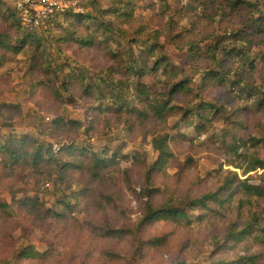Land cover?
<instances>
[{"label":"rangeland","instance_id":"1","mask_svg":"<svg viewBox=\"0 0 264 264\" xmlns=\"http://www.w3.org/2000/svg\"><path fill=\"white\" fill-rule=\"evenodd\" d=\"M79 1L89 14L110 24L105 33L94 22L88 27L98 37L92 49L91 44L87 47L78 41L53 39L60 31L56 26L47 25V32L38 33L44 36L51 66L68 76L67 92L61 75L54 78V87L59 86V95H54L41 85L43 68L27 70V49L16 56L8 54L0 69V104H19L22 109L19 116L0 117L1 144L5 135L13 134L58 146L73 139L77 150L91 149H86L89 154L67 156L65 160L79 163V167L69 169L62 183L64 175L46 169L34 172L29 165L0 166V200L8 204L0 208V264H220L249 255H257L258 264H264V231H252L250 239L245 232L237 238L228 237L229 230L248 227L253 213L264 226V198L248 196L234 187L203 219H199L201 210L195 209L189 211L188 224L183 219H164L140 225L148 200L154 206L176 204L182 198L215 190L232 173L264 186V0H244L237 9H232L228 0H206V10L200 4L204 0ZM16 2L0 0V10L8 17L0 20V28L7 33L18 31ZM217 8L221 14H216ZM250 17L261 18V31L253 30ZM168 20H174L176 31L183 35L189 33L191 21L197 23L203 31L198 47L201 51L209 48V57H195L191 64L186 61L169 33L171 25L167 29ZM104 34L112 37L111 51L117 55L128 56L127 46L136 55L144 45L155 42L166 50L179 71L163 72L161 65L151 74L150 93L168 90L170 85L164 80L172 75V82L189 81L191 91L174 94L169 104L175 109L162 118L144 99L127 100L124 107L130 109L128 113L113 111L111 101L102 98L87 100L81 96V81L72 76L80 78L81 67H86L84 86L92 76H106L109 69L117 68L114 59L102 52L106 48ZM215 46L227 47L230 53H218ZM159 52L148 65L153 66ZM243 66L244 72L238 73ZM207 72H219L224 82L220 84L214 76H208L207 82L203 78ZM92 95L99 96V90L94 88ZM122 96L128 93L122 90ZM158 96L167 99V95H153ZM202 102L212 106H202L198 116L196 110ZM185 110L191 111L184 115ZM58 115L77 120L80 127L69 133L38 131L42 122L50 123ZM164 133L169 136L167 146L173 155L149 174L157 156L152 137ZM252 138L261 141L256 145ZM113 152L115 157L109 160ZM256 155L263 165L244 174ZM94 157L106 161L93 175ZM147 189L154 192L146 194ZM25 196L34 199L23 204ZM61 199L68 200L69 206H63ZM46 209L51 210L48 215H44ZM111 229L117 234L108 235ZM152 238H156L155 245L143 243ZM22 250L33 253L25 258Z\"/></svg>","mask_w":264,"mask_h":264},{"label":"trees","instance_id":"2","mask_svg":"<svg viewBox=\"0 0 264 264\" xmlns=\"http://www.w3.org/2000/svg\"><path fill=\"white\" fill-rule=\"evenodd\" d=\"M18 1L16 2V15L18 18V12H19V5ZM210 0H208L209 2ZM80 2V1H79ZM241 3L245 4L244 0H228V4L231 6L232 9H237L241 7ZM81 4V2H80ZM202 4V8L206 10L208 8V3L206 0L200 2ZM220 8L222 7L221 4ZM113 9V8H112ZM114 11V9H113ZM116 11V8H115ZM221 14L222 11L217 8L216 14ZM13 15V14H12ZM261 17V16H260ZM60 18V19H59ZM101 17L89 14L88 11L86 13H77L74 12L71 9L66 10L65 12L58 14L54 16L52 19L47 21V25H52L60 28L59 34H56L53 39H57L59 42L62 40V43H74L78 41L81 42L84 46H89L91 44L92 49L95 46L96 39L98 37L95 36V34L92 33V30L88 29V27L91 25L92 22H94L97 26V29H101V33H105L108 30L110 31L109 22L106 20L100 19ZM8 20V17L6 15L5 10H0V20ZM74 19V20H71ZM99 19V20H97ZM248 20L251 21V25L253 26V30L259 32L261 31V18H253L250 17ZM168 24L171 25V29H169ZM178 24H175L174 20H168L167 22V29L170 30L169 33H173L172 40L175 41V46L178 48H181L180 52L183 53L184 58L186 61H188L190 64L193 63V58L197 57L199 59H202L204 57H209L210 49L205 51H201L198 47V37L201 35L203 31H201L199 25L196 23L194 24L192 21L190 22V28L187 29L193 37L189 35H183L181 32L176 31V27ZM16 27L18 31H13L12 33H7L5 31H2L0 28V69L4 67L5 58H7L8 54H12L13 56L18 55L19 53L25 52L27 49V56L29 57L28 62V69L31 70V68L37 67V68H43L44 78H43V84L41 82V85H43L44 88H48L51 90V93L54 95H59V86L54 87V78L59 75L62 76L63 84H64V90L67 92L70 81L68 79V76L62 74V70L58 69L56 66H51L50 59L48 55V49L46 45L44 44V36H39V31H43L44 33L49 30V28H35V29H27L24 27L18 18V23L16 24ZM174 30V32H173ZM18 32V33H16ZM237 33V32H236ZM236 33L234 32L235 36ZM246 37L249 36L245 34ZM105 38V50H102L103 53H105L109 59H114L115 63H117L116 70L111 72V69H109L106 76L102 75H96L92 76L90 78V81L86 82V84L83 86L82 83H84L85 76L84 74L88 71L86 67H81V77L78 78L76 76H72L80 82L79 87L81 88V96L85 97L87 100H99L100 98L105 99L107 102L111 101V105L113 107V111H126L125 113H128V110H130L128 107H124L128 105L127 100H130L131 97L137 98L138 100L144 99L145 103L147 101L148 105L151 109H153L155 115L158 118H162L164 115L168 114L169 112L173 111L175 109V105H170V101L172 100V96L174 94H177V92H183L187 91L190 92L191 89L189 88V81L181 80L178 82H172V77L167 78L164 80V83L167 85H170V88L167 90L160 89L156 90L153 93H150L151 88V74L153 72H157L161 65H163V72H178L179 69L176 64H174L167 54L166 50L163 48H160L161 45L155 43L144 45L143 48L139 50V54L135 52L136 55H134L133 51H135L132 48H129L127 46L126 48L129 49L128 56L121 53V55H117L115 51H111V41L112 37H110L108 34H104ZM65 38V39H64ZM223 38V37H222ZM238 38H241L240 36ZM80 40V41H79ZM244 40V38L242 39ZM246 40V39H245ZM136 41V40H135ZM134 42V41H133ZM58 43V42H56ZM72 43V44H73ZM220 41H218L217 45H220ZM86 47V48H87ZM237 45L235 44L233 48L235 49ZM218 53H223L227 56V53H230L229 49L227 47L220 48L219 46L214 47ZM96 51H98V48H95ZM228 50V51H227ZM95 51V50H94ZM93 51V52H94ZM159 52V57L154 61L153 66L148 65L147 61L152 59L153 54L157 55L156 53ZM30 52V53H29ZM130 52V54H129ZM133 52V53H132ZM8 59V58H7ZM226 59V58H225ZM251 62V61H250ZM246 63V62H245ZM245 67H241L238 70V73L244 72ZM224 74L227 75L228 71L227 68L223 67ZM73 74V71H71ZM112 74V76H111ZM114 74L121 77L122 79H126L125 83H121V80H118L114 77ZM31 75H33V72H31ZM100 76V77H99ZM214 76L215 79L221 80L222 84L224 81L222 80V76L219 72H207L203 75L204 80H207V77ZM32 78V77H31ZM208 82V80H207ZM47 85V87H46ZM96 88L99 90V96L96 97L92 95L93 89ZM122 90H124V93H128V96H122ZM154 93H158V95L163 94L167 95V99L162 101L160 97H153ZM149 97L148 100L146 98ZM125 100L126 102H118V99ZM125 103V104H124ZM99 105V104H98ZM203 106V109H207L211 107V104H204L202 102L198 109L196 110L197 115L199 116V109ZM101 106H99V110ZM101 111V110H100ZM186 112L184 115H186L191 110H185ZM22 109L19 104H13V103H1L0 104V117L4 119H8L16 117L21 115ZM139 113H142L141 111ZM63 115H58L54 120H52L50 123H43L42 127L38 129L39 132L45 131L47 129H58L59 131H64L69 133L73 129H78L80 127V124L77 120L72 118L63 119L61 118ZM63 119V120H62ZM79 125V126H78ZM85 132V129H84ZM86 134H87V127H86ZM4 137H7V139L1 144L0 143V166L7 167V168H13L15 166L21 167L25 165H29L34 172L43 169H46L48 173L56 174L58 173L59 177L64 175V179L60 182H64L66 179V172L69 169H74L79 167V163H76L74 161L65 160L67 156L73 155L74 152H77L78 154H84V153H90L86 149L91 150L90 147L86 146L79 150H77L76 142L71 139L69 143H62L60 144L59 148L55 151L53 149V145H47L43 144L42 142H39L38 139L33 138L32 136L28 135H18L14 136L13 134H7ZM168 134H159L154 135L152 137V147L156 151V161L154 166L151 167L149 170V174L152 170H154L158 164H162L164 160L169 158L173 155L172 150L167 146V139ZM255 140V144L258 145V143L261 141L257 138H252ZM236 143H239L238 140L234 142V145L232 146V149L234 151L237 150L238 145ZM116 152V151H115ZM115 152L112 153L109 160L113 159L115 156ZM94 155V154H92ZM64 156V157H63ZM69 159V158H68ZM104 158L94 157V164L93 168L95 169L93 172L94 174L98 173V170L100 169L101 164L105 163ZM24 163V164H23ZM263 165V162L261 159L258 158L256 155V158L254 160L253 164H249L244 169V174L250 170H254L257 167H260ZM234 167L240 168L239 164H235ZM29 168V167H28ZM232 176L226 175L224 178V181L215 189L211 190L205 193H202L198 196L189 198H182L180 199L176 204H163L159 206H154L150 200L146 202V205L144 207V211L142 213L141 219H140V225H148L149 223L155 222L157 220H164V219H174V220H180L183 219L185 223L190 222V215L189 211L191 210H201V214L199 216V219H203L206 216L210 214L211 211H213L214 206L220 204V202L223 200L222 196L227 193L231 188H235L241 190L248 196H256V198H264V186L263 184H253L249 183L248 179H239L236 175V173H232ZM45 178L44 176H42ZM236 182V183H234ZM60 185V184H59ZM60 189V187H59ZM154 190L147 189L146 194L153 193ZM21 203L25 204V202L31 201L34 199V197L31 196H25ZM264 200V199H263ZM61 204L63 206H69L68 200L64 201V199H61ZM8 204L4 201L0 200V208L7 207ZM51 211V210H50ZM49 209H46V212L44 215H48L47 213L50 212ZM253 218L248 224V227L242 229V230H235L234 228L229 230L228 237H234L237 238V236L243 235L245 232L246 235H248V238L250 239L252 236V231H264V226L261 224L259 218H257V215L254 213L252 214ZM119 231H122V229H118ZM108 235L117 234V230L111 229L108 232H106ZM253 236V238H255ZM144 244L149 245H155L156 238H152L150 240H147L146 242H143ZM140 248V247H139ZM33 252L29 250H22L21 255L23 257H30ZM257 255H249L245 258H239L237 260H234V262L228 261V262H221L220 264H258L259 260H257ZM218 264V262H215ZM172 264H184L183 262H175Z\"/></svg>","mask_w":264,"mask_h":264},{"label":"built area","instance_id":"3","mask_svg":"<svg viewBox=\"0 0 264 264\" xmlns=\"http://www.w3.org/2000/svg\"><path fill=\"white\" fill-rule=\"evenodd\" d=\"M18 18L27 29L45 28L47 21L68 9L77 13H86L79 0H19ZM60 145V144H59ZM58 144H53V149H58Z\"/></svg>","mask_w":264,"mask_h":264}]
</instances>
